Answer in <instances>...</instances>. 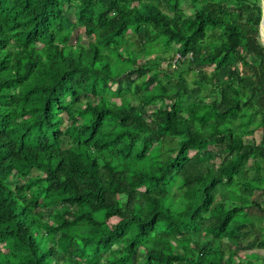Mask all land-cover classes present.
Listing matches in <instances>:
<instances>
[{
  "label": "trees",
  "instance_id": "16d2710c",
  "mask_svg": "<svg viewBox=\"0 0 264 264\" xmlns=\"http://www.w3.org/2000/svg\"><path fill=\"white\" fill-rule=\"evenodd\" d=\"M261 15L0 0V264H264Z\"/></svg>",
  "mask_w": 264,
  "mask_h": 264
},
{
  "label": "water",
  "instance_id": "95a60500",
  "mask_svg": "<svg viewBox=\"0 0 264 264\" xmlns=\"http://www.w3.org/2000/svg\"><path fill=\"white\" fill-rule=\"evenodd\" d=\"M260 8H261V21H260V27H259V34L261 37V41L264 46V0H260Z\"/></svg>",
  "mask_w": 264,
  "mask_h": 264
},
{
  "label": "rangeland",
  "instance_id": "374dc122",
  "mask_svg": "<svg viewBox=\"0 0 264 264\" xmlns=\"http://www.w3.org/2000/svg\"><path fill=\"white\" fill-rule=\"evenodd\" d=\"M255 252H257L260 257H264V253L262 251H255Z\"/></svg>",
  "mask_w": 264,
  "mask_h": 264
},
{
  "label": "built area",
  "instance_id": "2783aa9c",
  "mask_svg": "<svg viewBox=\"0 0 264 264\" xmlns=\"http://www.w3.org/2000/svg\"><path fill=\"white\" fill-rule=\"evenodd\" d=\"M181 59L180 55L175 56V61Z\"/></svg>",
  "mask_w": 264,
  "mask_h": 264
}]
</instances>
